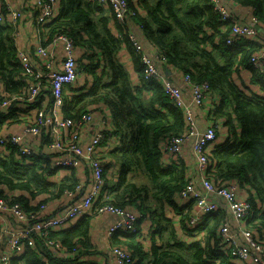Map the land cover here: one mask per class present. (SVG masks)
<instances>
[{"label": "trees", "instance_id": "trees-1", "mask_svg": "<svg viewBox=\"0 0 264 264\" xmlns=\"http://www.w3.org/2000/svg\"><path fill=\"white\" fill-rule=\"evenodd\" d=\"M233 1L251 7L257 23L264 26V0ZM128 3L130 11L135 12L132 21L165 58V63L184 75L189 74L195 83L208 82L212 93L220 97L208 116L221 140L209 150L210 179L221 185L236 180L240 190H248L250 202L264 205V95L255 91L248 96L242 88L244 79L240 77L241 83L236 80L242 69H248L252 82L264 88V80L250 62L260 44L226 43L229 26L212 0H128ZM58 7L59 14L40 27L41 44L47 45L59 33L70 37L79 56L75 83L80 84L81 90L90 83L87 91L76 95L68 92L74 83L65 87L62 117L75 119L89 105L106 104L113 126L108 137L115 132L121 133V138L109 151L100 152L110 192L102 204L112 203L139 215L138 232L119 230L109 237L110 245L125 246L135 259L134 264H243L232 258L229 244L220 233L222 224L230 218L227 205L222 203L218 211L207 215L197 231L188 228L195 203L180 199V192L194 176L189 172V163L164 164L162 150L167 139L186 133L187 119L183 110L164 93L159 80L146 76L127 29L117 23L112 11L105 9L99 0H60ZM2 9L6 16L7 10L3 6ZM112 19L115 27L110 24ZM17 33V24L8 18L0 22V84L4 93L22 96L7 111L0 108V135L5 127L9 129L26 121L17 114L27 95L18 58ZM123 47L131 56L140 83H134L130 70L120 59ZM221 125L226 128L224 136ZM45 142L42 137L37 152L31 156L20 154L17 146L10 145L5 157H0V195L20 202L28 212L40 211V217L49 215L43 213L46 209L41 208L42 204L76 188L82 179L77 178L74 169H69L71 172L61 179H53L59 169L51 167L52 154L42 150ZM112 162L120 166V174L113 182L108 172ZM137 174L142 176V183L134 179ZM94 215H82L72 227L52 231L48 238L34 236V245L24 242V263L65 264L54 252L75 249L78 239L87 240ZM148 220L151 225L147 230L144 226ZM247 223L264 242V208H256ZM144 231L151 236L148 247ZM55 246L58 250H54ZM14 258L10 264H16L12 262Z\"/></svg>", "mask_w": 264, "mask_h": 264}, {"label": "built area", "instance_id": "built-area-1", "mask_svg": "<svg viewBox=\"0 0 264 264\" xmlns=\"http://www.w3.org/2000/svg\"><path fill=\"white\" fill-rule=\"evenodd\" d=\"M212 1L221 19L229 26L226 43L236 45L257 42L260 44L258 50L251 55L250 62L255 72L264 80V34L260 33L256 26L238 20L223 0ZM33 2L34 9L28 13H31L30 20L34 25L32 31L37 33V38L32 34V39L36 42L31 43L32 51L18 49L27 95L23 100L24 107L17 114L26 121L21 123L22 130L19 133L4 128L0 135V157H5L10 145L17 146L20 154L31 156L37 152L43 137L46 142L42 150L52 154V168L77 169L88 164L91 174L87 179L82 178L76 188L65 190L67 205L46 217H40V211L28 212L20 202L0 195V217L11 215L23 225L22 228L19 227L10 232L7 250L2 251L0 248L2 264H10L12 257L20 256L24 242L34 245V236L48 238L52 231L70 228L79 217L86 214L101 213L113 216L106 232L108 238L119 230L138 232V214L112 203L102 204L110 195L105 165L100 155L103 142L112 132L111 129L106 128L109 121L103 119L104 128L95 132L85 142L84 133L94 121L92 110L88 109L75 119L62 117L60 113L64 104L65 87L77 80L79 56L74 41L64 33L56 35L47 45L41 44L38 37L42 33L40 27L59 14L60 0H33ZM99 2L105 9L112 11L113 18L120 26L127 29L128 37L135 51L140 55L146 76L151 75L159 80L164 93L176 107L183 110L187 119L186 133L167 139L162 143V150L164 164L183 163L187 145L192 141V153L196 161L195 174L180 192V199L194 200L195 203V211L188 221L189 230L197 231L205 222L207 215L218 211L223 203L228 207L230 218L222 224L220 233L222 239L229 244L232 258L243 264H264V242L255 236L254 228L247 223V220L256 213V208L263 209L264 205L260 202L254 205L247 197L240 195L241 185L238 181L232 180L221 185L209 177L211 163L209 150L221 140L215 125L211 122L203 131H199L191 103L201 105L208 99H212L211 108H214L219 102L216 100V98L219 99L218 96L212 93L208 82L195 83L189 74H185L181 80L189 87L191 94L190 100L186 99L182 86L174 83L160 71L159 64L165 63V58L158 50L155 51V59L150 57L146 52L145 43L129 30V26L133 24L131 15L135 12L130 11L128 0H99ZM2 6L7 10L6 16L3 14ZM23 15L24 11L18 8L13 0H0V22L8 18L18 27ZM253 20L255 23L258 22L256 17ZM59 49L62 52V62L61 67L57 68ZM44 88L51 91L52 103L49 105L43 101ZM248 90V96L255 91L264 95V88L259 84H252ZM18 95L15 93L8 95L4 93L3 88L0 89V108L7 111V108L15 106L22 97ZM196 174L198 178L195 177ZM210 195L211 197L208 198ZM215 197L218 200H215ZM41 208L46 209L47 205L42 204ZM49 243L53 244L51 240ZM56 244L58 247L61 245L59 242ZM58 247L55 246L54 249L58 250ZM108 261L111 264H134L135 259L125 246L114 244L110 245Z\"/></svg>", "mask_w": 264, "mask_h": 264}, {"label": "crops", "instance_id": "crops-1", "mask_svg": "<svg viewBox=\"0 0 264 264\" xmlns=\"http://www.w3.org/2000/svg\"><path fill=\"white\" fill-rule=\"evenodd\" d=\"M16 5H18V8L24 11L23 17L19 20L18 23V35L16 39V45L18 49H29L32 51V45L31 43L35 44L36 41L32 39V34L34 35L35 38L36 36V31H32L33 24L29 21L31 17V13H28L31 9H34V2L33 0H13ZM227 5L228 8L232 13L235 14L238 20L248 23L250 25L256 26V28L260 31V33H264V26L259 25V23L254 22V11L251 7H243L242 5L237 4L233 0H223ZM32 15L33 11H32ZM110 24H112L113 27L116 25V22L112 19ZM129 30L134 32L137 37L142 40L145 43L146 47V52L148 55L152 58L155 59V51L156 47L152 45L148 40L144 38L142 35V32L138 26V24H131L129 26ZM41 35L40 34L38 37L40 38L41 42ZM125 47V46H124ZM123 47V50L120 52V59L122 62L128 67L130 70L132 79L134 83H140V80L138 78V73L135 69L134 63L131 59L130 54L127 52L126 48ZM61 49L58 50V61H57V68L61 67V62H62V55H61ZM38 65V63H37ZM160 71L164 74H166L174 83H177L182 86L184 95L186 99L190 100L191 94H190V89L187 85H184L182 83V76L184 75L182 71L166 64V63H160L159 64ZM241 75V76H240ZM240 75L236 76V80L238 83H241V79H244V85L245 88L242 86V88L246 91L247 89L254 84L252 82V72L248 69H242ZM86 78H90V75H87ZM241 80V81H240ZM80 82V81H77ZM83 82V81H82ZM90 86V83L88 84L87 88L84 90H81L80 84L74 83L72 86L69 87L70 90L68 92L71 95H76L80 93L81 91H87L88 87ZM3 86L0 84V89H2ZM247 92V91H246ZM50 98H52L51 93L49 92L48 88H44L43 91V101L46 105H49ZM219 101L220 97L218 96ZM217 100V98H216ZM212 99H208L204 104L201 105H196L195 103H191L192 110L194 113V118L197 123V127L199 131H203L205 126L209 123V111L210 108L212 107ZM88 109H91L93 112L94 116V121L92 125L88 128V130L84 133V141H88L90 136L93 135L95 132L102 130L104 128V124L102 123L103 119H106L110 121L111 117V112L109 108L106 106L104 102L96 103L93 105H89ZM60 113L62 115V112L60 110ZM106 128L113 132V126L109 122L106 125ZM8 129V128H7ZM226 128L224 126H220V132L224 136L226 135ZM10 131H14L15 133H19L22 130V124H14L11 127H9ZM110 132V134L112 133ZM121 138V133H113L112 136H109L108 139L106 140L105 143L102 144L101 146V152L109 151L114 145L119 143V140ZM104 155V154H102ZM184 163H189L190 167V174L194 175L195 174V158L192 153V141H190L187 145L186 153L184 156ZM109 176H110V181H114L117 179V177L120 174V166L118 165L117 162H112L109 165ZM75 172L77 178L81 179H87L88 175L91 174L90 167L82 166L80 168L72 170ZM71 172L69 169H60L57 171L53 179L58 180ZM197 174L195 175V177ZM198 178V176L196 177ZM240 194L247 197L249 195L248 190L242 188L240 190ZM68 199L65 198L64 195L52 198L48 201L46 211L43 213H55L58 212L62 207L66 206V201ZM113 220V216L108 215V214H95L92 216V222L90 224L89 232H88V239L84 240V238L78 239L77 245L75 246V249L72 250H61L54 252L56 255H59L58 258L60 261L62 260L65 264H109L110 262L108 261L109 258V249H110V241L109 238L107 237V229L109 227L110 222ZM77 221V220H76ZM75 221V222H76ZM21 221L17 220L15 217L11 215H5L4 217H0V248L2 251H6L8 248L7 245V240L9 238L10 232L15 231L19 229V227H23L21 225ZM77 223V222H76ZM150 221L145 222L144 228L148 230L150 226ZM234 225V223L232 224ZM60 230H56L55 232H59ZM144 239H146V245L147 247L151 244V236L146 235L147 232L144 231ZM86 242V243H85ZM5 248V249H3ZM55 250V249H54ZM24 248L21 249L20 251V256L14 258L12 260L13 263L16 264H25L24 260L22 259V254L24 253ZM0 264L2 262L0 261ZM111 264V263H110Z\"/></svg>", "mask_w": 264, "mask_h": 264}, {"label": "rangeland", "instance_id": "rangeland-1", "mask_svg": "<svg viewBox=\"0 0 264 264\" xmlns=\"http://www.w3.org/2000/svg\"><path fill=\"white\" fill-rule=\"evenodd\" d=\"M84 84V83H83ZM82 85V84H81ZM247 91V92H246ZM245 92L248 94L249 93V90L247 89ZM251 94H253V93H251ZM217 100H219V99H217ZM142 176L140 175V174H137V176L134 178L138 183H142V178H141ZM187 202V201H186ZM185 202V203H186Z\"/></svg>", "mask_w": 264, "mask_h": 264}]
</instances>
